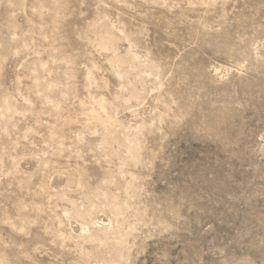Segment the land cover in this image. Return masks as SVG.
I'll list each match as a JSON object with an SVG mask.
<instances>
[{
    "label": "rangeland",
    "instance_id": "1",
    "mask_svg": "<svg viewBox=\"0 0 264 264\" xmlns=\"http://www.w3.org/2000/svg\"><path fill=\"white\" fill-rule=\"evenodd\" d=\"M0 264H264V0H0Z\"/></svg>",
    "mask_w": 264,
    "mask_h": 264
}]
</instances>
